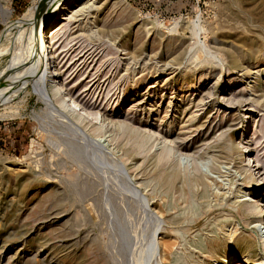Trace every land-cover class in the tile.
I'll use <instances>...</instances> for the list:
<instances>
[{"label":"rangeland","instance_id":"rangeland-1","mask_svg":"<svg viewBox=\"0 0 264 264\" xmlns=\"http://www.w3.org/2000/svg\"><path fill=\"white\" fill-rule=\"evenodd\" d=\"M66 1L0 0V50L15 45L0 55V264H221L230 247L263 257L230 205L249 181L236 172L243 136L264 164V0L76 1L54 46L60 79L92 111L126 122L98 137L48 111L38 59L21 56L38 27L54 26L50 16L64 17ZM236 96L254 102L231 104ZM135 126L214 153L216 164H202L213 184L195 182L191 164L159 161L160 146L136 147ZM217 190L229 191L222 206ZM228 211L248 234L230 246L221 233L216 240ZM166 234L177 243L169 258Z\"/></svg>","mask_w":264,"mask_h":264},{"label":"bare ground","instance_id":"bare-ground-1","mask_svg":"<svg viewBox=\"0 0 264 264\" xmlns=\"http://www.w3.org/2000/svg\"><path fill=\"white\" fill-rule=\"evenodd\" d=\"M76 1H79V0H67L63 4L60 15H63L64 17L61 18L60 21L57 22V19H58L57 18L58 16L56 15L57 13L54 15L51 14L52 16H50L45 22H48V23L50 22L49 25L51 26L54 25V26L49 28L48 30L42 29V25L38 27L37 30H35V33L33 34V36L30 37L31 41L29 42L28 46H25L23 48L24 51L23 53L21 52L22 53L21 56L23 57L26 55L34 54L36 55L38 59L40 75L42 78L45 77V79L43 78V80H45V82L49 85V88H51L50 91L52 95H49L48 93L49 91H45L42 88L44 87L43 83L41 84L42 87L39 86L40 87L39 95L47 103L48 111L53 110L54 112H57L59 115L63 113L67 114V116L71 118L70 120L72 122V126H78V125L83 126L84 124V128L88 127L86 128L88 132L83 129L84 134L90 135L91 137L92 136L98 137L100 135H104L105 133H107L109 127H112L113 125H118L121 128L123 127V125L126 124V122H123V121L113 122L112 120H109L106 116L102 117V115H100L99 113L92 111L85 103L82 102L81 99H79L72 92L70 88L67 87V84H65L60 79V77H63L62 76V66L56 54L54 46H55L56 37L58 36V34L61 33V31L64 30L68 26V23H67L68 20H71V17L73 16V14L76 13L74 12L75 10L73 11L72 9L74 8L73 4ZM30 38L28 39L30 40ZM28 39H26V41ZM12 47H15V45L6 46L4 49H1L0 55H3L4 53L11 51ZM162 71H166V70H162ZM154 75L157 76V74H154ZM247 88L248 87L246 86L244 89L247 90ZM240 92H242V90ZM240 94L241 96L245 95L244 93H240ZM250 101L254 102V98L245 97L244 99V98H239L238 96H236L233 99H231V102H232L231 104H234V105L237 104L238 106H244V105L249 104ZM247 109L252 110V108H247ZM197 117H198V113L193 112L192 115H190V122L191 123L194 122L197 119ZM124 127H128V125ZM135 127H133L134 134L133 133L132 134L134 135L133 141L136 147L138 148L139 147L144 148V146L148 147L147 143H149V146H150V142L152 146H158V147L160 146L159 149L161 151H160V155L158 158L159 161L161 160V162L163 161L165 165H169L171 164V161H172L171 159H174L177 162L176 169L179 170L181 165L184 164L186 166L185 168L186 171H188L189 165L191 164L193 172H190V173H193V180H195V182H199L200 184L204 186H208L213 182L214 179L211 182L209 180V177L202 173V170H203L202 164L203 163L205 164V162H208V163L211 162L213 164H216V161H215L216 158H215L214 153L210 154V151H207L208 156L205 157L203 155H200L198 151L196 152L192 151L191 150L192 148L189 145L177 142L175 139L171 137V134L168 132L162 133L157 129H154L153 131L149 132V131H146V129H144L143 127H139V128L137 127L135 128ZM258 127L259 125H257L255 128V133L252 137V140L253 138L255 139L260 138L259 135L257 134ZM75 128L76 127H74V129ZM129 128L131 130V127ZM246 128L247 126L245 127V129ZM245 129H244V133H245ZM80 135H82V132L80 133ZM223 136H224V132L219 134L218 140L220 141L223 138ZM248 136L249 135L245 137L243 136L242 140L240 141L241 143L239 142L238 147L240 148V150L241 149L243 150L240 152L241 159L238 163L239 166L237 167L236 172L238 173L239 176L249 175V181L244 183V186L238 190V195L236 194L237 199H235L233 203H231L230 206L237 209V212L242 216V218L245 219V222L248 224L247 229L251 230V232H249V235H248V234H245V230H246L245 228L240 230V227H238L239 223L236 220V215L228 211L227 213H225L223 219L220 220L221 225H220V228L218 229L220 231L218 234H216V237H217L216 240L220 239V233H221L223 237L226 236L225 239L227 240V243L230 246L238 238L242 239L248 235L251 239H253L254 241L260 244L263 250V254H264V231H262L264 228V225H263L264 224V203L262 201H264V199H258V197L261 196L260 194H262L259 192V190H260V187H262V185L264 186V181L263 179H259L260 175L257 176L264 169V164L260 162L261 161L260 159L258 161L256 157L254 158L252 156V152L254 153L255 149L253 147V144L251 143V140L250 141L248 140ZM231 138H233V133H231ZM234 144L235 142L232 144L233 147H231L230 145H226L225 147L228 151H230L231 148L234 149ZM240 144H242V146H240ZM212 146L213 145L211 143H208L206 145V148L209 149ZM140 150L141 149H139V151ZM227 158L229 157L227 156ZM180 174L182 173L176 172L175 175L173 173H168L166 176V183L175 184L176 180L180 177ZM263 174L264 172H262L261 176ZM228 192L229 191L227 190L226 191L217 190L216 201L219 205L217 204L214 206H222L224 199L227 198ZM151 211L152 212L155 211V213H157V215H161V217L164 216L165 213L167 214V212L161 211L156 208H153V209L151 208ZM169 221H170L169 223H171L172 221L173 223H175V225H178L181 223L180 218H177L176 221L174 220L175 222L171 219ZM230 226H232V228H230ZM166 236H168L169 238L167 241L165 240L163 243L162 253H163L164 258L165 257L169 258L175 252L174 250L177 247V243H176V240H172L171 234H166ZM156 243L157 241L153 243L154 244L153 246L155 249L159 245L158 244L155 247ZM231 250L232 249L230 247L228 248V251L224 252V254L222 255L223 259L221 261V264H228V263L231 264L233 260L239 259V258L243 260L244 264H264V255L261 258L253 259L254 262H251L249 258L246 257V255L243 254L242 252L237 253L238 250L235 252L234 250L232 251ZM239 250L246 251L248 250V246H243ZM203 251L208 252L207 248L205 247L203 248Z\"/></svg>","mask_w":264,"mask_h":264}]
</instances>
